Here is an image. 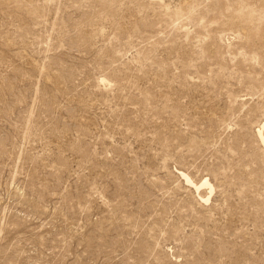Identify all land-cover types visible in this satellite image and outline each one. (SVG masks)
<instances>
[{
  "label": "rangeland",
  "instance_id": "1",
  "mask_svg": "<svg viewBox=\"0 0 264 264\" xmlns=\"http://www.w3.org/2000/svg\"><path fill=\"white\" fill-rule=\"evenodd\" d=\"M263 121L264 0H0V264H264Z\"/></svg>",
  "mask_w": 264,
  "mask_h": 264
},
{
  "label": "bare ground",
  "instance_id": "2",
  "mask_svg": "<svg viewBox=\"0 0 264 264\" xmlns=\"http://www.w3.org/2000/svg\"><path fill=\"white\" fill-rule=\"evenodd\" d=\"M100 82H102V84L104 83L105 87L107 86V84L104 81L101 80ZM257 129L258 130L256 131L257 132L256 133V138L261 143V145L264 147V121L261 122V125ZM181 176L183 177V180H184V182H185V184L187 186L196 189V192L198 194L199 200L201 202H207L209 200L210 196L208 198V197H205V195L202 196L200 193H198L199 188H201V187H209V192L212 191L211 185L208 182V180L205 179V180L201 181L200 184H198V183H195L190 177H188L187 175H185L183 173L181 174Z\"/></svg>",
  "mask_w": 264,
  "mask_h": 264
}]
</instances>
